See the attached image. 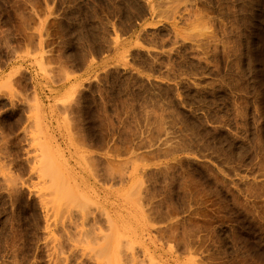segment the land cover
Wrapping results in <instances>:
<instances>
[{
	"label": "rangeland",
	"instance_id": "obj_1",
	"mask_svg": "<svg viewBox=\"0 0 264 264\" xmlns=\"http://www.w3.org/2000/svg\"><path fill=\"white\" fill-rule=\"evenodd\" d=\"M0 264H264V0H0Z\"/></svg>",
	"mask_w": 264,
	"mask_h": 264
}]
</instances>
